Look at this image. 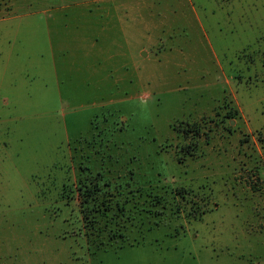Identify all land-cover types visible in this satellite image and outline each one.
Here are the masks:
<instances>
[{"label":"rangeland","instance_id":"1","mask_svg":"<svg viewBox=\"0 0 264 264\" xmlns=\"http://www.w3.org/2000/svg\"><path fill=\"white\" fill-rule=\"evenodd\" d=\"M87 173L184 198L94 250ZM0 264H264V0H0Z\"/></svg>","mask_w":264,"mask_h":264},{"label":"trees","instance_id":"2","mask_svg":"<svg viewBox=\"0 0 264 264\" xmlns=\"http://www.w3.org/2000/svg\"><path fill=\"white\" fill-rule=\"evenodd\" d=\"M75 186L81 225L74 232L80 234L82 228L87 247L94 250L141 242L143 232L159 225L165 209L176 212V196L184 198L179 187L173 190L151 184L134 188L116 185L112 190L106 179H96L89 173Z\"/></svg>","mask_w":264,"mask_h":264}]
</instances>
